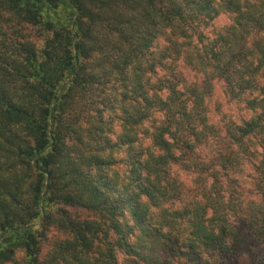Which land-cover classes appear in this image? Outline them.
<instances>
[{
  "label": "trees",
  "instance_id": "16d2710c",
  "mask_svg": "<svg viewBox=\"0 0 264 264\" xmlns=\"http://www.w3.org/2000/svg\"><path fill=\"white\" fill-rule=\"evenodd\" d=\"M0 264H264V0H0Z\"/></svg>",
  "mask_w": 264,
  "mask_h": 264
},
{
  "label": "rangeland",
  "instance_id": "374dc122",
  "mask_svg": "<svg viewBox=\"0 0 264 264\" xmlns=\"http://www.w3.org/2000/svg\"><path fill=\"white\" fill-rule=\"evenodd\" d=\"M224 21H225V18H224Z\"/></svg>",
  "mask_w": 264,
  "mask_h": 264
}]
</instances>
